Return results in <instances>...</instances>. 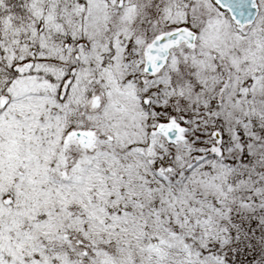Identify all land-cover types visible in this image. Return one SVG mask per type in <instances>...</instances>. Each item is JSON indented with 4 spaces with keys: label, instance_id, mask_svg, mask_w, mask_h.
I'll list each match as a JSON object with an SVG mask.
<instances>
[{
    "label": "snow or ice",
    "instance_id": "obj_1",
    "mask_svg": "<svg viewBox=\"0 0 264 264\" xmlns=\"http://www.w3.org/2000/svg\"><path fill=\"white\" fill-rule=\"evenodd\" d=\"M0 264H264V0H0Z\"/></svg>",
    "mask_w": 264,
    "mask_h": 264
}]
</instances>
